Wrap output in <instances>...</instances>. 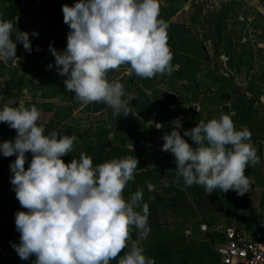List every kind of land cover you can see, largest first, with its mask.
Wrapping results in <instances>:
<instances>
[{"label": "crops", "instance_id": "crops-1", "mask_svg": "<svg viewBox=\"0 0 264 264\" xmlns=\"http://www.w3.org/2000/svg\"><path fill=\"white\" fill-rule=\"evenodd\" d=\"M74 3L0 0V17L16 23L19 30L39 33L30 36L31 52L17 44L20 59L0 62V107L9 102L13 107L35 105L40 110L37 123L46 133L75 135L73 151L63 158L66 163L81 152L94 164L126 155L138 158L134 180L123 195L129 199L143 190L151 231L141 238L132 226L129 239L139 240L155 264H223L217 248L225 246L228 228L260 233L264 241V0H159L174 70L152 78L128 76V65L110 70L108 79L124 85V98L132 96L126 115L102 101L77 102L65 89V77L55 66L48 67L55 62L49 45L63 50L67 44L69 26L62 5ZM221 113H235L236 127L251 131L260 157L259 163L245 169L250 187L244 194L231 189L207 193L200 185L186 186L177 177L174 155L162 150V136L172 130L174 119H181L183 135V129L195 127L200 119ZM149 121L165 127H151ZM15 135L7 122H0V142ZM185 139L193 143L190 137ZM26 155L25 168L32 158L30 152ZM15 159L0 154V264H32L34 255L21 259L11 246L20 237L15 213L27 210L10 181ZM119 256L111 264H117Z\"/></svg>", "mask_w": 264, "mask_h": 264}, {"label": "clouds", "instance_id": "clouds-1", "mask_svg": "<svg viewBox=\"0 0 264 264\" xmlns=\"http://www.w3.org/2000/svg\"><path fill=\"white\" fill-rule=\"evenodd\" d=\"M62 12L69 26L66 48L49 45L55 62L48 67L55 66L65 77V89L74 93L77 102L102 101L126 115L132 96L124 98V85L108 79L110 70L128 65V76L135 73L143 78L173 72L159 0H75L71 6L62 5ZM38 35L0 17V62H17V44L31 52L30 36ZM234 115L200 119L195 127L183 129V135L181 119L171 121L174 127L163 134L162 150L174 155L177 177L186 186L200 185L207 193L248 192L250 177L245 169L259 163L260 157L251 143V131L238 129ZM39 119L35 105L13 107L9 102L0 107V122L16 130L14 138L0 142V154L16 156L10 164V181L20 205L27 209L15 213L20 237L11 246L18 256L26 260L34 255L32 264H111L127 247L117 264H155L139 240L129 239L132 226L141 238L151 231L143 190L129 199L123 195L127 183L134 180L138 158L126 155L94 164L81 152L66 163L63 158L78 138L58 130L46 133ZM149 122L157 129L165 127L159 121ZM29 152L32 158L25 168Z\"/></svg>", "mask_w": 264, "mask_h": 264}, {"label": "built area", "instance_id": "built-area-1", "mask_svg": "<svg viewBox=\"0 0 264 264\" xmlns=\"http://www.w3.org/2000/svg\"><path fill=\"white\" fill-rule=\"evenodd\" d=\"M217 252L223 264H264V241L260 233L250 235L228 228L226 244L217 248Z\"/></svg>", "mask_w": 264, "mask_h": 264}]
</instances>
